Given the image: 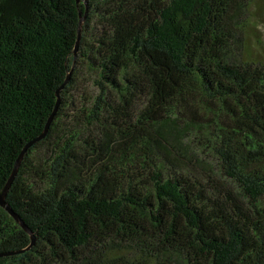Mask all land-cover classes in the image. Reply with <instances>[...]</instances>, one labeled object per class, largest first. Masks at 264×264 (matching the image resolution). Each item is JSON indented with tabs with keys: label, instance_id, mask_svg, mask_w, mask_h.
<instances>
[{
	"label": "trees",
	"instance_id": "1",
	"mask_svg": "<svg viewBox=\"0 0 264 264\" xmlns=\"http://www.w3.org/2000/svg\"><path fill=\"white\" fill-rule=\"evenodd\" d=\"M263 2L0 0V264H264Z\"/></svg>",
	"mask_w": 264,
	"mask_h": 264
},
{
	"label": "water",
	"instance_id": "2",
	"mask_svg": "<svg viewBox=\"0 0 264 264\" xmlns=\"http://www.w3.org/2000/svg\"><path fill=\"white\" fill-rule=\"evenodd\" d=\"M77 3H79L81 0H76ZM79 22H78V29H77V39H76V43H75V46H74V50H73V63H72V67L70 69V71L67 73L66 75V78L64 80V82L62 83V85L57 89L56 91V103H55V106H54V109L52 111V113L50 114V116L48 117V120L44 126V129L42 131V133L36 137L34 140H32L31 142H29L28 144H26L23 149L21 150L20 154L18 155V158L16 159L15 163H14V166H13V169L10 173V176L8 177L5 185L3 186V188L1 189L0 191V207L2 209H4L13 219L14 221L21 227V229H23L24 232H26L28 234V236L30 237V244L23 250L19 251V252H23V251H27L29 250L30 248L33 247L34 243H35V237L32 233V231L23 223V221L19 218V216H17L15 213H13V211L10 209V207L6 204L5 202V197H6V194L12 184V181L17 173V170H18V167L20 165V162L23 158V156L25 155L27 149L33 144V143H36L38 142L39 140L43 139L50 127V124L52 122V119L58 109V106H59V92L68 84L69 82V79H70V76L73 72V69H74V66H75V61H76V57H77V51H78V48H79V42H80V35H81V28H82V24L86 18V14H87V11L85 10V13L82 14L81 11H79ZM18 252V253H19Z\"/></svg>",
	"mask_w": 264,
	"mask_h": 264
},
{
	"label": "rangeland",
	"instance_id": "3",
	"mask_svg": "<svg viewBox=\"0 0 264 264\" xmlns=\"http://www.w3.org/2000/svg\"><path fill=\"white\" fill-rule=\"evenodd\" d=\"M257 27L254 30V40H251L250 44L252 48L255 46V41L258 42V46L261 47L262 51L264 52V2L263 7L260 11H257ZM252 51V50H251ZM254 51V50H253Z\"/></svg>",
	"mask_w": 264,
	"mask_h": 264
}]
</instances>
